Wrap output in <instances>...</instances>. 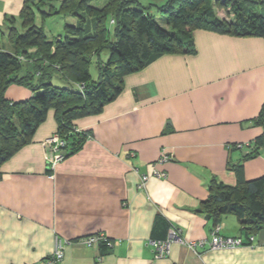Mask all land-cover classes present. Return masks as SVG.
<instances>
[{
    "label": "crops",
    "instance_id": "crops-1",
    "mask_svg": "<svg viewBox=\"0 0 264 264\" xmlns=\"http://www.w3.org/2000/svg\"><path fill=\"white\" fill-rule=\"evenodd\" d=\"M23 4L0 0V27ZM193 36L194 53L164 54L126 75L122 93L100 114L78 119L92 138L52 173L43 143L57 129L53 110L32 142L2 165L0 264H264V229L255 247L205 244L198 255L173 242L168 257H155L158 217L186 240L210 241L215 223L198 210L211 181L235 184L234 164L246 180L264 176V149L245 158L249 150L235 146L263 131L256 119L264 107V37L203 29ZM163 150L172 158L157 166L167 177L152 176L140 187ZM221 224L223 235H241L236 216ZM98 233L112 248L85 244ZM59 241L64 258L54 262Z\"/></svg>",
    "mask_w": 264,
    "mask_h": 264
},
{
    "label": "trees",
    "instance_id": "trees-1",
    "mask_svg": "<svg viewBox=\"0 0 264 264\" xmlns=\"http://www.w3.org/2000/svg\"><path fill=\"white\" fill-rule=\"evenodd\" d=\"M29 1L24 0L20 12L23 32L10 25L7 37L11 47L0 48V168L32 142L52 110L58 124L54 134L66 142L61 148L64 158L79 151L91 134L80 130L76 121L100 114L122 93L126 75L164 54L194 53L196 30L264 37V0H167L159 9L168 28L141 7L140 0H103L100 6L95 5L98 0H59V10L53 13L78 16L80 21L67 24L65 34L55 40L33 23ZM257 4L262 12L256 10ZM218 6L226 9L228 16L221 17ZM3 35L0 27V38ZM106 51L109 58L104 62L101 55ZM96 58L99 78L93 80L90 67ZM25 62L34 69L19 76ZM54 77L65 80L67 86H56ZM14 83L30 87L32 97L22 101L7 98L6 90ZM78 84H84L82 91ZM256 121L263 131L249 142L251 150L245 158L264 149V107ZM241 168V164L231 167L237 174L235 184L211 181L209 196L198 212L213 219L215 226L226 215L236 216L242 225L238 237L243 246L255 247V235L264 229V176L246 180ZM169 228L166 219L158 217L154 239H166ZM99 245L112 248L106 242Z\"/></svg>",
    "mask_w": 264,
    "mask_h": 264
},
{
    "label": "rangeland",
    "instance_id": "rangeland-1",
    "mask_svg": "<svg viewBox=\"0 0 264 264\" xmlns=\"http://www.w3.org/2000/svg\"><path fill=\"white\" fill-rule=\"evenodd\" d=\"M166 1L167 0H140L141 7L146 8L147 11H149L152 15H154L158 19L159 23L163 27L168 28V25L165 22V16L159 9V6L164 4ZM95 5H98V6L103 5V0H100V1L98 0L97 3H95ZM29 6L33 12V23L36 26L42 28L45 34L51 40H55V38H57L58 36L64 35L65 26L67 24L77 25L78 22L80 21L78 16L65 15L63 13H53L54 11L59 10V7H60L59 0H50V1L46 0L44 2L42 0H32V1H29ZM255 6L258 12H262L261 5L257 4ZM217 11L221 17L228 16L226 14V9H223L218 6ZM229 13L230 12L228 11V14ZM83 15H86V13H84ZM230 16L231 15L229 14V17ZM10 21L11 23H8L9 25H7L5 28H2V32H4L5 35H3V37L0 38V44H4L7 47L11 45L7 37L8 36L7 32L9 31L10 25L18 29L19 32L24 30V27H23L24 19L20 17V14L13 15L11 18L8 17L7 22H10ZM113 31H114V28H113ZM101 57H102V61L104 62L107 61L109 58V52L108 51L104 52L101 55ZM97 60L98 59L96 58L92 62L91 67H90V72H91L93 80H98L99 78V69L97 68V63H96ZM22 67L23 68L19 71V76L25 75L27 73V70L34 69L33 65L29 62L23 63ZM36 81L37 79L35 78V82ZM53 83L56 86H61V87L65 85L67 86L68 84L67 82H65V80H61L58 77L53 78ZM20 90H21V93H23L24 91H27V92L29 91V93H32V89L30 87L20 84V83H14V84H11L6 90V97L9 99L14 98V100L16 101L27 100L32 97V95L24 96V94H20Z\"/></svg>",
    "mask_w": 264,
    "mask_h": 264
},
{
    "label": "built area",
    "instance_id": "built-area-1",
    "mask_svg": "<svg viewBox=\"0 0 264 264\" xmlns=\"http://www.w3.org/2000/svg\"><path fill=\"white\" fill-rule=\"evenodd\" d=\"M78 88L82 91L84 89V84H78ZM91 138L92 137L90 136L89 139ZM65 144H66L65 140L62 139L61 136L57 133L49 137L46 141H44L43 145L46 148H49V152H47L49 171L52 172L55 169L58 162L64 159V154L61 151V148ZM237 147L241 149L244 148L247 150H251L250 148H248L249 143H246V144L241 143V144H238ZM171 158L172 157L168 154V152L163 150L161 156L155 163L152 172L150 174H142L141 181H140V187L146 189L149 178L152 176H155L159 179L166 178L167 173L165 171L160 170L157 165L160 163L162 164L164 162L170 161ZM135 170H138V169L135 168ZM222 228L223 227L221 223L215 226L213 233H212V238L210 241H207L205 239L200 240V241H189L182 237L181 231L179 228L175 226H171L169 228L168 236L166 239H162V240L153 239L151 241L154 247L155 257L158 259L168 257V255L170 254V249H171V245L173 242H180V243L187 245L190 249H192L198 255H200L198 248L204 246L205 244H208L209 248L212 250L233 249V248H238L244 245V241L241 237H230V236H224L223 234H221ZM252 240H254V237H252ZM84 242L85 244H88V245H93L95 243L99 244L101 242H106L111 247L114 245V242L109 240V238L104 233L90 235L84 239ZM63 258H64V245L62 244L61 241H59L52 260L54 262H60Z\"/></svg>",
    "mask_w": 264,
    "mask_h": 264
}]
</instances>
